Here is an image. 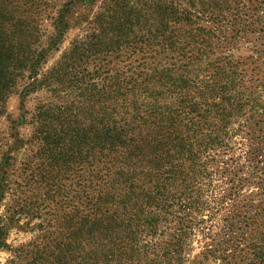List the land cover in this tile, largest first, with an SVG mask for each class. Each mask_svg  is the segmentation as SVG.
Returning <instances> with one entry per match:
<instances>
[{
	"label": "trees",
	"instance_id": "obj_1",
	"mask_svg": "<svg viewBox=\"0 0 264 264\" xmlns=\"http://www.w3.org/2000/svg\"><path fill=\"white\" fill-rule=\"evenodd\" d=\"M97 1L68 2L40 49L41 23L0 0V117L23 98L0 249L35 234L7 264H264V0Z\"/></svg>",
	"mask_w": 264,
	"mask_h": 264
},
{
	"label": "rangeland",
	"instance_id": "obj_2",
	"mask_svg": "<svg viewBox=\"0 0 264 264\" xmlns=\"http://www.w3.org/2000/svg\"><path fill=\"white\" fill-rule=\"evenodd\" d=\"M71 0H9V8H14L15 5H20V15L25 16L26 14H31L34 16L38 23H41V28L43 32V36L40 38V49H47L50 45V38L55 35V21L58 17V12L65 8V5ZM102 2V0L97 1V6ZM97 6L93 9H89L87 11L83 9L74 10L73 13L68 17L69 28L67 29L63 40L61 43L53 48L51 52L47 56V63L44 66V70H47L54 66L57 61L61 58L63 53L68 50L71 46L72 41H74L77 37H80L82 33L81 27L76 23V17L81 13L85 12L89 14L91 11L95 12ZM241 53L246 55L249 52L246 49H242ZM24 83H22L23 85ZM22 87L18 88L15 94L11 96L8 100L6 106V113L2 117H0V141L4 140V142H8L9 146L12 145L11 135L14 133L12 127L14 126V121H19L21 115L23 114V98L21 97ZM50 94L44 90L38 91L36 93H32L25 100V108L29 111V114L26 115L27 123L17 127L18 132L20 133V138L29 139L31 138L34 125L31 124V119L33 113H35L37 106L45 101H55L53 98L50 99ZM8 151L5 147L0 152V159L2 157V153ZM24 149L20 151H12V155L16 158V168L20 167V162L24 159ZM8 199V198H7ZM4 200L0 204V215L5 216V209L8 203V200ZM37 220H31V222ZM31 223L30 225H33ZM26 229L28 225H25ZM33 232H26L24 230H20L17 227L12 228L9 234L8 243L11 245L13 250L9 249H0V264H7L10 260L15 259V249L20 246L22 243H26L32 237H34Z\"/></svg>",
	"mask_w": 264,
	"mask_h": 264
}]
</instances>
